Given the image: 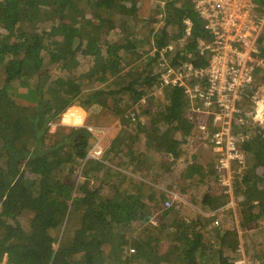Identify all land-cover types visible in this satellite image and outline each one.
<instances>
[{
	"label": "trees",
	"instance_id": "trees-1",
	"mask_svg": "<svg viewBox=\"0 0 264 264\" xmlns=\"http://www.w3.org/2000/svg\"><path fill=\"white\" fill-rule=\"evenodd\" d=\"M141 1L0 0V264H264L261 124L234 125L238 135L251 131L235 209L220 219L164 206L169 192L189 194L217 174L184 147L197 125L185 113L184 88H163L166 102L155 108L150 92L159 87L162 50L184 36L187 3L150 0L145 17ZM200 29L207 31L192 22L191 41L168 54L173 64H208L194 37ZM259 45L264 55V36ZM252 83L237 101L244 110L261 98L263 69ZM75 103L120 119L102 160L87 158L97 141L87 128L50 132ZM205 198L215 211L229 196Z\"/></svg>",
	"mask_w": 264,
	"mask_h": 264
},
{
	"label": "built area",
	"instance_id": "built-area-1",
	"mask_svg": "<svg viewBox=\"0 0 264 264\" xmlns=\"http://www.w3.org/2000/svg\"><path fill=\"white\" fill-rule=\"evenodd\" d=\"M179 1L184 2L157 0L164 7L170 2ZM195 9L203 20L204 28L213 35L211 40L199 39L198 42V50L201 55L208 56V64L197 66L189 59L177 64L170 61L169 52L174 53L176 47L185 46V43L191 41L192 21L184 16V36L180 44L177 40L162 50L159 87L156 89L161 91L165 87L174 86L184 88L185 95L190 98L185 113L191 118L195 117L193 119L198 125L193 129L195 135L192 137L196 140H209L216 156L217 180L222 192L229 196L225 207L235 209L234 178L237 169L245 166L244 142L250 137L251 131L238 135L233 132L234 125H248L251 122L261 124L259 120L263 122L264 119V95L256 98L255 109L244 110L237 105L244 90L253 84L256 70H264V55L259 45L264 32V0H195ZM159 13V18L165 15L162 10ZM154 50L156 49L152 52ZM194 80L197 82L194 83ZM209 117L210 123L207 122ZM65 125L85 127L95 134L97 141L89 149L87 158L102 160L105 148L98 137V128L88 122L86 112L71 105L59 120L51 122L50 128ZM209 126L215 129L211 133L210 129L208 131ZM170 201L171 199H166L164 206H171ZM205 214L214 215L215 212ZM158 216L159 211H156L154 222L158 221ZM238 262L246 263L242 260Z\"/></svg>",
	"mask_w": 264,
	"mask_h": 264
},
{
	"label": "rangeland",
	"instance_id": "rangeland-1",
	"mask_svg": "<svg viewBox=\"0 0 264 264\" xmlns=\"http://www.w3.org/2000/svg\"><path fill=\"white\" fill-rule=\"evenodd\" d=\"M150 3H151L150 0H142L140 2V9H139V11H141V13L145 17L146 16H149L151 14V12H152ZM184 3H187V4L185 6H183L182 8H184V10L187 13L189 19L194 24H197L199 26H203V20L200 17V15L197 12V10L195 9V0H184ZM188 9H189L190 12H188ZM155 13H157V16L159 17L160 13L159 12H156V11H155ZM162 23H163V20H162ZM192 36L193 35H191V38H192ZM263 36L264 35L262 34L261 37L263 38ZM194 37H199V39L203 38L205 40H211L213 38V35L210 32H208V31H203L202 29H200V30H198V31L195 32ZM176 46H177V44H176ZM33 82L34 81H30L29 87H31V86L34 85ZM14 90H17V89H14ZM150 92H151V95L155 98V103L153 105V108H155L160 102H166V99L164 98V93H165L164 90H161L160 91V90H157L156 88L153 87L150 90ZM257 95H260V96L261 95H264V85L261 86L258 89ZM31 97H33V95L30 93V98ZM247 103L250 104V105H252L251 102H248L247 101ZM74 105L77 106V107H79L80 108V111L87 113V120H88V122H90L94 126L98 127V132L97 133L99 135L98 137L101 139V144L104 146V148H108L109 145H110V143H111V141H112V139L116 135V131H118L119 128L122 126L121 125V122H120V119L118 117H116V116H113L110 112H107L106 110H103V109H95L93 111V113H91V112L87 111L79 103H75ZM62 113L59 116H61ZM59 118H58V120H59ZM259 121H260L261 125L264 127V119H263V122L261 120H259ZM62 127H65L66 129L71 128L70 126H67V125L62 126ZM57 129H59V127L50 128V132H52L54 130H57ZM202 143H204V142L203 141H195V139H194L192 142H189L187 144V146L191 148V145L193 147L194 146H198V145L200 146V145H202ZM207 144L210 146L209 142ZM210 148H211V146H210ZM209 177H212V176H209ZM203 189H204V186L203 185H198L196 187L195 194L197 196L200 195L203 192L202 191ZM170 199H172V197H170ZM188 200H191V196H190V199H188ZM171 202H174V204H181L183 206V208H182L183 209V212L188 213V214L197 213V211L199 210L198 208L200 207V205H197V204H194V203H193L194 205L192 203L190 205V204H188V203H190V201H188L186 203L184 200H182V198H179V197H176V198L172 199ZM202 212L206 213L205 211H202ZM241 253L243 255V253H244V247H243V252L241 251Z\"/></svg>",
	"mask_w": 264,
	"mask_h": 264
},
{
	"label": "crops",
	"instance_id": "crops-1",
	"mask_svg": "<svg viewBox=\"0 0 264 264\" xmlns=\"http://www.w3.org/2000/svg\"><path fill=\"white\" fill-rule=\"evenodd\" d=\"M120 129V128H119ZM195 138L193 137H189V142H192ZM195 141H197L195 139ZM207 140L204 141V143H202V145H198V146H192L191 145V148L187 146L188 143H185L184 147L191 153V154H197L198 155V162L201 163L205 170L208 172L211 168V171L215 172V168L213 166H215V162H216V156L214 155L212 149L210 148V146L207 144ZM198 149V150H197ZM179 167H177L176 169V178H178L179 176V173L181 171V169L183 168L184 166V163L183 162H180V164L178 165ZM203 168V169H204ZM209 175H207L204 180L202 182H200L199 184L200 185H203L204 186V189L202 190L203 192L200 194V195H196L195 194V191H196V187L194 190H192V188H190V193L189 194H183V193H180L179 191L177 192H169L170 194L166 195L165 196V200L166 199H170V197H172V199L176 198V197H179V198H182V200H184L186 203L188 201H195L197 202V205H200L202 208H198L199 210H206L205 212H217V214H219V216L217 218L220 217L221 219V215H222V210L224 209H228L226 208L225 206L222 208H219L217 210H211L210 209V206L205 204L203 202V200H205V195L206 194H209V195H218L221 193V187L219 185V182L217 180V176H213V177H208ZM173 195H175L176 197H174ZM190 196H191V200H188L190 199ZM171 199V200H172ZM192 199H195V200H192ZM226 205V204H225ZM216 214V215H217ZM1 264H7V260L4 259L3 262Z\"/></svg>",
	"mask_w": 264,
	"mask_h": 264
},
{
	"label": "clouds",
	"instance_id": "clouds-1",
	"mask_svg": "<svg viewBox=\"0 0 264 264\" xmlns=\"http://www.w3.org/2000/svg\"><path fill=\"white\" fill-rule=\"evenodd\" d=\"M221 192H222V190H221Z\"/></svg>",
	"mask_w": 264,
	"mask_h": 264
}]
</instances>
